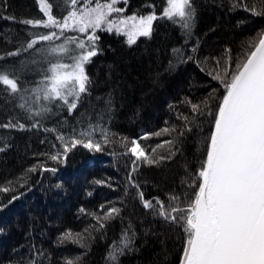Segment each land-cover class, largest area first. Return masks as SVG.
I'll return each instance as SVG.
<instances>
[{"label": "trees", "instance_id": "1", "mask_svg": "<svg viewBox=\"0 0 264 264\" xmlns=\"http://www.w3.org/2000/svg\"><path fill=\"white\" fill-rule=\"evenodd\" d=\"M48 2L53 4V15L59 17L64 12L63 0ZM243 2L261 9V0ZM192 4L196 15L191 36L166 19L154 22L150 38L140 37L131 46L127 37L115 30L97 31L100 54L86 65L92 81L90 94L82 96L72 115L64 108H54L50 114L37 117L40 126L33 127L35 120L28 119L16 107V98L0 86V147L7 145L0 151V189H11L0 191V264H25L33 245L44 253L41 264H65L66 260L108 264V252L129 225L135 231V243L120 264H181L185 241L181 228L145 210L135 189L128 187L125 195L130 160L109 154L123 152L118 143L94 154L77 147L64 164L50 160L46 154L60 150L56 138L59 133L67 136L74 127H86L89 117L93 124L100 123L119 137L130 139L175 126L177 132L171 136L161 134L141 141L149 151L164 140L176 142L171 146L174 154L170 159L141 166L134 178L145 199L159 197L167 204L170 194L182 199L192 197L199 183L207 137L225 93L213 75L219 72L223 77L228 56L232 58L229 73L233 71L247 42L264 29V16L231 9V0H192ZM121 5L125 12L135 13L151 11L148 6L155 5L159 15L165 0H128ZM28 19H46L39 0H0V66L10 72L17 70L22 87H33L40 78L37 65L29 63L28 69L19 71L21 62L33 58V50L13 57L7 53L22 49L33 35L49 31L21 23ZM174 48L180 50L179 54L172 52ZM193 48L197 50L193 52ZM189 56L192 60L187 59ZM109 100L110 109L106 103ZM188 101L200 104V111L193 113ZM185 116L191 131L185 128ZM9 121L22 123L25 128L2 127ZM179 131L184 135L178 136ZM168 148L157 149V154L168 156ZM39 164L58 171L42 172L39 167L36 172L29 171ZM14 196L19 198L12 200ZM101 205H114L122 211L119 217L107 221L104 229L96 230L92 227L96 221L89 213L102 216ZM68 231L83 233L81 243L85 247L72 240L61 241Z\"/></svg>", "mask_w": 264, "mask_h": 264}, {"label": "snow or ice", "instance_id": "2", "mask_svg": "<svg viewBox=\"0 0 264 264\" xmlns=\"http://www.w3.org/2000/svg\"><path fill=\"white\" fill-rule=\"evenodd\" d=\"M127 2L128 0H63L64 12L58 17L53 15L52 3L39 0L46 19L21 21L25 25L43 27L49 31L33 35L22 49L9 52L7 56H20L22 51L33 50V58L21 62L19 71L28 69L29 63L37 65L40 78L33 87H22L20 75L15 74L17 70L10 72L6 67L0 66V86H3L4 92L9 96L16 98V107L28 119L35 120L33 127L40 126L37 117L50 114L54 108H64L72 115L82 96L90 94L92 81L86 65L100 54L97 31L115 30L117 34L125 35L127 44L131 46L140 37L150 38L154 22L166 19L179 24L185 30V35L191 36L196 15L192 0H165V6L159 15L155 11V5H150L148 7L152 10L146 15L121 16L126 9L117 5ZM230 7L242 8L254 16H264V0H261L260 10L255 6L249 7L243 0H231ZM114 14L115 18H112ZM67 33L83 34V38ZM61 38L62 42L56 43ZM247 44L248 47L244 49L233 71L229 73L232 58L228 56L223 77L219 72L215 75L209 73L220 81L225 93L215 113L211 134L207 137L204 159L198 171L199 183L195 185L196 191L190 199L171 194L167 196V204L159 197L145 199L140 183L134 178L141 166H152L161 160L170 159L174 154L171 146L176 142L174 139L164 140L149 151L141 141L153 136L160 137L161 134L171 136L177 132L175 126L130 139L119 137L100 123L93 124L89 117L86 118V127H74L67 136L59 133L56 138L60 142V150L46 154L50 160L64 164L77 147L94 154L102 153L106 147L118 143L123 152L109 154L123 155L130 160L125 195H128V187L135 189V196L145 210L150 211L154 217L181 228L185 236L181 264H264V29ZM196 50L192 49L193 52ZM172 52L179 54L180 50L174 48ZM187 59L192 60V57ZM169 63L171 66V61ZM216 64H220V61L216 60ZM106 103L110 109L111 101ZM188 103L193 113L200 111V104L191 101ZM204 106L207 107L206 102ZM183 119L185 128L191 131L188 127L189 118L185 116ZM2 127L23 130L25 125L9 121ZM177 135L183 136L184 131H179ZM166 145L169 146V155H158L157 149ZM6 147L7 145L0 147V151H4ZM37 167L42 172L58 171L57 168L44 164L33 166L29 171L36 172ZM10 190L8 187L0 189L3 192ZM18 198L14 196L12 200ZM100 209L104 213L102 216L96 212L89 213L96 221V225H92L96 230L104 229L106 222L119 217L122 211L114 205L108 208L101 205ZM80 212L84 213L85 209L81 208ZM84 231L87 232L88 229ZM83 236V233L68 231L61 241L72 240L85 247L81 243ZM134 243L135 231L129 225L108 252V264H120L121 257L132 251ZM43 256V251L33 245L25 264H41L40 258ZM65 264H74V261L66 260Z\"/></svg>", "mask_w": 264, "mask_h": 264}, {"label": "rangeland", "instance_id": "3", "mask_svg": "<svg viewBox=\"0 0 264 264\" xmlns=\"http://www.w3.org/2000/svg\"><path fill=\"white\" fill-rule=\"evenodd\" d=\"M118 7H122L123 5H121V3L120 4H118L117 5ZM150 11H148V12H145V13H135V12H124V13H122L121 14V16H130V15H133V14H136V15H141V14H148ZM112 18H115V14H114V16L112 17ZM68 35H80L82 38H83V34H78V33H67ZM97 34V33H96ZM62 39L63 38H61V40H58L57 42L58 43H61L62 42ZM56 42V43H57Z\"/></svg>", "mask_w": 264, "mask_h": 264}]
</instances>
